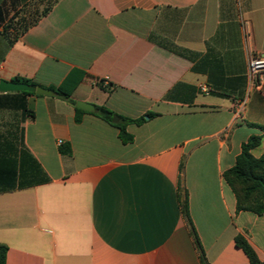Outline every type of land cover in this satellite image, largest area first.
<instances>
[{
	"label": "crops",
	"instance_id": "1",
	"mask_svg": "<svg viewBox=\"0 0 264 264\" xmlns=\"http://www.w3.org/2000/svg\"><path fill=\"white\" fill-rule=\"evenodd\" d=\"M252 54L264 0H0V80L55 92H0L6 264H203L180 194L207 264H250L237 236L264 263V214L224 179L264 153V85L235 115ZM79 101L149 119L124 144Z\"/></svg>",
	"mask_w": 264,
	"mask_h": 264
},
{
	"label": "trees",
	"instance_id": "2",
	"mask_svg": "<svg viewBox=\"0 0 264 264\" xmlns=\"http://www.w3.org/2000/svg\"><path fill=\"white\" fill-rule=\"evenodd\" d=\"M15 82L34 85L31 81L21 78H16ZM57 94L65 99L70 98V95L65 93L62 89H58ZM76 112L78 113L77 121H79V115L82 114L83 111L76 108ZM94 114L112 126L118 128L120 139L124 144H129L134 141L133 135L127 131V126L129 124L140 125L145 122L144 117L135 120L119 117L120 122L113 123V117L116 115L105 107H96V112ZM149 116L152 117L153 114H150ZM261 143V137L252 136L247 143L242 145V151L236 160L235 166L224 173L226 183L230 186L236 196L238 212L248 211L257 215L264 214V153L258 158L253 155V151L258 148ZM62 153L70 154L71 149L69 147L64 148L62 149ZM183 170L184 164L182 163L180 167L181 174H183ZM180 192L182 193V190ZM180 199L183 215L191 227L196 245L201 253L202 263L207 264L205 254L200 246L199 239L192 225L187 194H180ZM235 242L236 246L244 251L250 264H264L259 260L255 250L243 236H237ZM7 252L8 248L4 245H0V264H6Z\"/></svg>",
	"mask_w": 264,
	"mask_h": 264
},
{
	"label": "built area",
	"instance_id": "3",
	"mask_svg": "<svg viewBox=\"0 0 264 264\" xmlns=\"http://www.w3.org/2000/svg\"><path fill=\"white\" fill-rule=\"evenodd\" d=\"M249 87L247 98L238 103L235 110L236 117L242 118L243 111L245 110L247 99L252 91H261L264 85V56L254 55L250 56L249 61ZM103 85H108L107 80L99 81ZM63 141H58V145H62Z\"/></svg>",
	"mask_w": 264,
	"mask_h": 264
},
{
	"label": "water",
	"instance_id": "4",
	"mask_svg": "<svg viewBox=\"0 0 264 264\" xmlns=\"http://www.w3.org/2000/svg\"><path fill=\"white\" fill-rule=\"evenodd\" d=\"M0 92L1 93H8V92H28V93H34L38 96H53L55 95L54 91L45 89L40 86L30 85L26 83H18L13 81H5L0 80ZM76 107L78 109L84 110L86 112H95L96 108L88 103L84 102H77ZM146 120L149 119V117H145ZM120 121V118L118 116L113 117V123H118Z\"/></svg>",
	"mask_w": 264,
	"mask_h": 264
}]
</instances>
